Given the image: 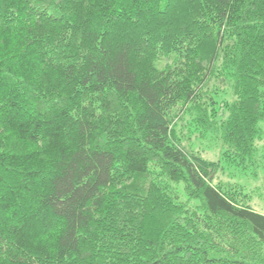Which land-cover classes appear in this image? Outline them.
I'll list each match as a JSON object with an SVG mask.
<instances>
[{
	"label": "trees",
	"instance_id": "16d2710c",
	"mask_svg": "<svg viewBox=\"0 0 264 264\" xmlns=\"http://www.w3.org/2000/svg\"><path fill=\"white\" fill-rule=\"evenodd\" d=\"M261 197L264 0H0V264H264Z\"/></svg>",
	"mask_w": 264,
	"mask_h": 264
},
{
	"label": "rangeland",
	"instance_id": "374dc122",
	"mask_svg": "<svg viewBox=\"0 0 264 264\" xmlns=\"http://www.w3.org/2000/svg\"><path fill=\"white\" fill-rule=\"evenodd\" d=\"M209 151H210V153L214 154V150H213L212 146L209 147ZM227 175H228V173H227ZM225 177H227V176L225 175ZM230 180L232 182L244 185L247 190L251 189L254 186L253 180L247 175L233 174V176L231 177ZM254 206L260 212L264 213V198H262V197L261 198H254Z\"/></svg>",
	"mask_w": 264,
	"mask_h": 264
}]
</instances>
